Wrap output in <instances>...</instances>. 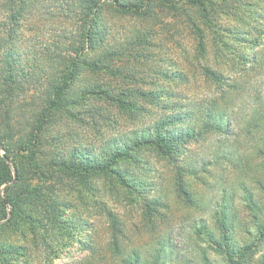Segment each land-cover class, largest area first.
I'll list each match as a JSON object with an SVG mask.
<instances>
[{"label": "trees", "instance_id": "obj_1", "mask_svg": "<svg viewBox=\"0 0 264 264\" xmlns=\"http://www.w3.org/2000/svg\"><path fill=\"white\" fill-rule=\"evenodd\" d=\"M183 1L202 12L203 21L213 33L215 51L220 58L225 57L236 43H246L250 34L259 31L257 25L260 20L251 26L247 18L241 17L250 28L242 30L233 24L222 26L220 15L223 11L214 4V0H0V148L5 152L0 155V190L7 185L5 199L12 207L7 223L17 220L26 205L23 177L29 173L28 168L39 169L47 163L50 168L79 178L84 184L103 174H113L127 184L130 173L115 167L119 162L133 158L134 151L151 148L174 161L183 171L178 173L179 189L191 205L196 200L185 176L186 173L189 176L197 174L195 162L186 159L193 144L218 136L212 152L215 168L226 165L244 173L252 168L253 154L261 156L264 168V110L253 107L247 120H241L235 112L243 95L247 92L249 96L244 82L224 79L208 68L206 75L215 81V95L176 108L165 103V95L170 93L162 87L158 92H140L113 86L109 82V77L122 73L117 62L128 48L126 45L117 48L109 39L111 16L152 21L156 17V8L179 11L182 9L179 3ZM235 3L236 7L235 4H227L228 14L233 17H238L243 7L252 5L246 0H235ZM42 15L52 18V23H55L50 26L53 27L52 39L48 45L41 42L44 38ZM36 30L39 32L36 34L38 43L29 36ZM262 34L264 32H259L260 36ZM142 43L146 44L144 40L132 44ZM252 45L257 47L252 56H242L246 73L251 65L262 64V45L257 40ZM200 48L205 53L202 43ZM136 57L132 55L133 59ZM162 76L168 82L185 79L178 72ZM37 89H43L42 105H36L34 98L31 104L28 102L31 92ZM139 99L149 101L158 111L148 126L108 138L99 149L84 145L83 131L96 125L97 119L109 120L110 111L105 104L116 105L123 112H142L135 101ZM22 121L27 123L25 128L20 125ZM239 121L244 123L242 128H239ZM15 122L20 129H16ZM69 123L80 125L85 130L69 127ZM65 125L68 129L63 132ZM236 129L249 138L261 133L257 145L252 146L251 154L229 149L227 140L235 136ZM43 146L51 147V152L46 155L49 157L45 159L38 155L44 154ZM183 154L185 157L180 159ZM9 159L15 165V184H12L13 175L7 164ZM190 164L193 165L189 168ZM257 183L264 189L262 180H257ZM238 197L245 203L246 213L239 209ZM42 198L46 202L47 199ZM50 202L52 204L47 203L50 208L44 213L48 225L63 230L69 244L78 243L92 250V244L83 239L87 226L83 220L66 216L60 202ZM215 206L214 224L210 226L202 222L196 226L197 238L220 257L222 263L219 264H264V196L258 197L246 180L238 179L230 188L222 189ZM7 216L8 207L0 197V222ZM109 217L115 231L111 246L116 257L121 258L114 264L189 263L190 260L179 256L165 237L152 250L124 251L118 246L121 222L114 214L110 213ZM39 225L45 228L40 221L35 226ZM199 254L202 264L214 263L206 250H199Z\"/></svg>", "mask_w": 264, "mask_h": 264}, {"label": "rangeland", "instance_id": "obj_2", "mask_svg": "<svg viewBox=\"0 0 264 264\" xmlns=\"http://www.w3.org/2000/svg\"><path fill=\"white\" fill-rule=\"evenodd\" d=\"M214 1L224 12L220 15L222 26L233 24L243 30L250 28L248 24L253 26L260 20L257 25L259 31L250 34L246 43H236L225 57L220 58L215 51L213 33L203 21L202 12L190 7L186 1L179 3L182 8L179 11H161L156 8V17L152 21L113 15L109 39L117 48L121 45L128 48L122 52L120 62H117V66L122 68V73L109 77V82L113 86L140 92H158L162 87L170 93L165 95V103L176 108L187 106L190 101H202L215 95V81L206 75V69L211 68L224 79H236L245 83L250 97L246 92L235 110L241 120L249 119L253 107L264 110V35H259V32H264V0H246L252 5L243 7L238 17L228 14L227 4H235L236 7L235 0ZM240 17L247 18L249 23L245 25L246 22H242ZM41 20L44 27V38H41V42L48 45L52 39L53 27L50 26L55 23L46 15H42ZM37 31L29 34L35 43H38ZM141 40L146 44H132ZM255 40L262 45V64L251 65L246 73L242 56H252L257 48L252 45ZM201 43L205 53L200 50ZM133 54L137 56L136 59L132 58ZM172 72L181 73L185 79L168 82L162 76ZM42 91L43 89H37L31 92L28 102L31 104V99L34 98L36 105H42ZM135 101L144 112H123L116 105L105 104L110 111L108 121L97 119V124L88 127L86 131L75 123H69V127L84 132L81 137L85 146L99 149L108 138L119 137L148 126L150 119L158 112L149 101ZM239 124V128H242L244 123L239 121ZM20 125L25 128L27 123L22 121ZM15 126L17 130L20 129L18 122H15ZM65 128L68 129L65 125L63 132ZM260 136L261 133H256L249 138L244 132L236 129L235 136L227 140L228 147L251 154L252 146L254 148L257 145ZM217 142L218 136L208 138L193 144L190 153L186 154L187 161L195 162L197 169L196 175L189 176L190 174L186 173L185 176L190 192L196 200L193 205L186 202L185 195L179 189L178 173L183 171L177 168L174 161L164 158L151 148L134 151L133 158L117 164L116 170L123 169L130 173L127 184L113 174L94 177L84 184L79 178L66 176L50 168L48 163L39 169L28 168L29 173L23 177L26 205L17 220L7 223L12 215V207L5 199L7 185L0 190V197L8 207L7 219L0 222V264L119 262L121 258L116 257L111 246L112 234L115 231L111 227L110 213L121 222L118 246L124 251L152 250L158 247V243L165 237L179 256L190 260L188 264H202L199 256V250L202 249L209 253V257L214 260L213 264L222 263L220 257L197 238L195 227L202 222L209 223L210 226L214 224L212 216L222 189L230 188L238 179L246 180L251 190L258 197H263L264 189L260 188L257 180L264 182V168L261 165V156L256 154L251 155L254 156L252 168L244 173H238L226 165L215 168L212 152ZM42 150L44 154H38L39 157H49L46 155L51 152V147L43 146ZM4 154L0 148V155ZM184 155H181L180 159L185 157ZM7 164L12 171V184H15L17 176L12 159H9ZM42 197L48 201L45 202ZM50 201L60 202V208L66 216L83 220L87 225L83 239L92 244V250L78 243L69 244V238L63 230L48 225L44 213L50 208L47 205L48 202L52 204ZM237 202L239 209L246 213L241 197H238ZM38 221L45 228L42 225L36 227ZM261 254L262 250L258 257ZM175 264L181 263L175 261Z\"/></svg>", "mask_w": 264, "mask_h": 264}]
</instances>
